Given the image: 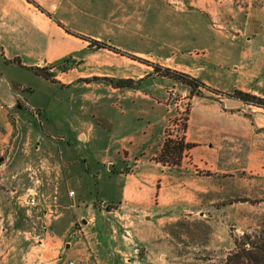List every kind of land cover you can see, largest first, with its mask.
Wrapping results in <instances>:
<instances>
[{
    "label": "rangeland",
    "instance_id": "rangeland-1",
    "mask_svg": "<svg viewBox=\"0 0 264 264\" xmlns=\"http://www.w3.org/2000/svg\"><path fill=\"white\" fill-rule=\"evenodd\" d=\"M222 2L232 5L234 15L240 16L232 23V25L240 24V32L233 33L239 37L238 48L228 49L230 43L235 42L233 34L228 33L230 35L228 38L217 37L224 43V48L220 52L223 59H221L222 64L219 62V71L223 69L230 74V71H234L236 67L237 71H248L255 67L248 59L249 56L248 58L246 56V52L249 53L252 49L246 44L244 37L247 29L251 30L254 27L252 21L249 27L244 26L248 13L245 3L249 2L247 0H224ZM250 3L254 6L256 2L250 1ZM181 20L182 18L177 17L174 33L164 34L162 30L159 34H153L152 26L145 27L141 36L135 35L136 37L124 39L119 44L122 48H116L112 44L111 46L106 45L128 56L130 55L128 50L154 55H160L162 52L166 55H179L181 51L186 50V53L191 52L194 56L196 55L195 60L198 62L204 60L203 49L209 47L211 40L209 42L189 40L190 28L191 30L196 29L199 24L194 22L190 28L187 26L185 28ZM262 25L264 26V19H262ZM222 30L230 32L225 27ZM76 35L80 36L81 33L76 32ZM243 44H245L244 47ZM256 53V59H260L258 58L260 51L256 50ZM231 59L237 62H230ZM74 66L75 63L72 61L59 65L57 68L60 76L59 85L55 81L37 75L32 67L24 69L18 66L22 70L13 73L12 81L14 85H20L18 87L20 95L23 98L32 97L35 103L42 106L43 111L41 114L39 112L21 114L17 110V104L11 109L7 105L1 106L0 112H5L6 122L4 119L3 123L0 121V128L6 129V126L9 135L6 136L5 132L0 130V141L3 145L0 149V264L42 263L40 254L47 249L44 243L49 234L44 229L45 223L39 219L42 215L41 209L27 204L28 194L31 192L29 188L35 187L34 178L36 181L38 179L35 172L39 169L44 170V159L49 155L58 158L59 169L62 165L64 172L68 171L65 162L62 160L61 163L66 149L67 151L71 149L81 158L90 156L88 164L85 163L86 171L84 172V178L89 177L85 178L88 181L87 184L83 182L84 180L68 181L63 184L58 193L54 194H49L52 188L44 186L45 193L39 191L35 195L38 201L48 205L56 204V199H59V216L62 226L59 227L57 222L53 227L49 226L47 229L52 235H76L79 227L76 225V228L73 226L69 228L65 219L73 217L74 214L78 215L81 209L85 211L84 206H77V203L81 204L83 199L84 201H96V204L104 211H113L123 205L126 200L122 196V187L127 175L135 172L136 165L139 164V162L135 163L137 159L142 160L141 164L148 162L155 166L159 163L165 168L161 169L160 179L145 175L137 178L141 185L135 197L138 200H145L150 191L149 197H152L150 200L153 203V200L159 199L157 197L160 196L159 188L165 189L166 187L161 198L166 200L169 204L166 205L169 207L166 210L164 207H158L157 211L149 208L125 210L122 215L123 222H128L126 221L128 219H137L141 222L139 225H142L140 228L137 226L135 229H130L135 237L136 231H142V233L138 232L139 241L135 238L138 243L135 245H139L143 252L137 256V259L131 256L133 263L227 264V258L235 252V238H240L244 233L258 234L264 230V164L256 160L250 161L247 150H240L238 159L235 161L231 158L218 161L217 167L209 161L195 165L189 160L186 152H183L177 164L160 161L163 146L168 139L185 137L186 141V130L184 129L193 98L199 92L208 97L219 98L203 88L193 95L190 86L175 81L164 73L168 69L184 73L188 71L187 67L164 62L162 66L159 65L160 72L155 70L158 65L150 69L152 70L150 75H147L144 80V89L147 86L150 87L143 90L144 97L153 102L156 99L161 104L155 113L146 107V110L151 111L152 114L147 113L145 109L140 113H125L116 110L121 105V97L109 87L115 86V80H97L93 82L99 85L96 87H82L83 82L77 85L78 81L72 83L74 87L64 85L63 81H73ZM43 68L51 73L55 70V66ZM232 77L233 79L225 78L220 82L223 85L233 84L235 80L244 83L243 76H238V73ZM151 85L161 88L164 96L160 98L153 96L155 94ZM172 90H175L176 95L171 93ZM185 92L188 97L182 98ZM89 93L91 97H86ZM0 99L4 101L3 98ZM100 100L112 106L115 105L116 108L114 107L112 111L103 109L104 107H101L103 105L98 108ZM81 104H97V107L87 112H79L78 106ZM249 110L245 113L249 117L257 112H264L263 108ZM150 115L154 116L152 120ZM137 119L139 124L145 127L144 131L139 133L138 139L134 142L127 140L129 145H124L119 155L113 157L115 163L113 169L105 170L98 176V172L95 171L96 164H98L96 160L99 159L100 162L105 155L104 150H101L105 148V133H101L104 132V127H109L110 130L118 133L121 132L120 126L126 123L133 124V121ZM87 122L96 125L93 141L87 148L85 144H80V148L75 145L70 148L68 142L72 143L74 128ZM29 124L33 126L34 132ZM43 131H47L50 136ZM98 134H101L102 138H99ZM56 137H59L58 143ZM50 140L59 144V151ZM72 151L70 154H73ZM148 174L153 176L156 173L148 171ZM120 179L124 180L120 181ZM133 180L134 178L131 177L127 182ZM152 189L154 193H151ZM71 191H74L76 196L72 197ZM41 194L45 195V199ZM100 223L99 218L97 224ZM109 244L112 246V243ZM92 252L101 251L94 247ZM112 253L115 254V252Z\"/></svg>",
    "mask_w": 264,
    "mask_h": 264
},
{
    "label": "crops",
    "instance_id": "crops-1",
    "mask_svg": "<svg viewBox=\"0 0 264 264\" xmlns=\"http://www.w3.org/2000/svg\"><path fill=\"white\" fill-rule=\"evenodd\" d=\"M222 1L224 0H0V98L4 99V101L0 99V111L1 106L11 104H17V110L21 114L25 112L41 114L43 111L42 106L35 103L32 97L23 98L20 95L18 92L20 85H14L13 73L22 70L18 66L24 69L55 66L52 73L54 81L59 85L60 76L57 68L66 61H72L75 63L72 69L73 81H63L64 85L72 86L73 82L78 81L77 85L83 82L82 87H96L99 85L93 82L97 80L132 81L127 87L109 86L121 97V105L118 108L104 100L102 102L100 100L98 108L103 105L101 107L108 111L114 110L115 107L116 110L125 113H140L144 109L147 113H152L151 111L155 113L161 104L156 99L153 102L144 97L143 90L150 87L147 86L144 89V80L147 75H150L152 71L150 69L153 66H162L164 62H171L187 67L188 71H184L185 74L225 94L216 98L199 92L193 98L185 135L187 143L193 146L186 151L189 160L195 165L209 161L217 167L218 161L229 158L235 161L238 159L240 150H247L250 161L256 160L264 164V112H257L250 115L251 117L247 116L245 113L250 111L249 109L258 108L248 105L234 95V91L237 90L264 98V26L262 25L264 0H247L249 3H245L248 13L244 26L247 28L251 21L254 23V27L251 30L248 28L244 34L246 44L252 49L249 53L246 52V56L247 58L249 56L248 59L255 67L244 72L237 71L236 67L234 71H230V74L223 69L219 71V62L222 64L221 59H223L220 52L224 48V43L217 37L228 38L230 36L228 33L240 32L239 23L235 22L239 25H232L240 16L234 15L232 5ZM250 1L256 2L254 6ZM177 17L182 18L180 22L185 28L186 26L190 28L192 23L198 22V28L193 30L190 28L189 40L194 42L211 40L209 47L203 49L204 60L198 62L195 60L197 56L191 52L186 53V50L181 51L179 55H166L163 52L162 55H154L128 50L130 54L128 56L109 48H97L89 41L91 39L122 48L119 44L124 39L136 37L135 35L141 36L145 27L152 26L153 34H159L162 30L164 34L174 33ZM224 27L230 32L223 31ZM76 32L81 35H76ZM238 38L233 34L235 42H231L228 49L239 47ZM256 50L260 51L258 56L260 59H256ZM230 62L236 63L237 60L231 59ZM145 65L146 68H144ZM27 72L31 73L29 70ZM235 73L243 76L244 83L235 80L233 84L223 85L220 82L225 78L233 79L232 76L235 77ZM151 89L155 94L153 96L158 98L164 96V92L158 86H152ZM86 97H91V94H87ZM96 105L81 104L78 106V111L87 112L96 109ZM146 107L151 111L146 110ZM1 117V123L3 119L6 122L4 111L0 112ZM40 118L41 116L39 121ZM150 118L152 120L154 116L150 115ZM133 122V124L126 123L120 126L121 132L118 133L110 130L109 127H104V132L101 133H105V148L101 150H104L105 155L100 162L99 159L96 160L98 164L95 171L98 172V176L105 170L113 169L115 164L113 157L119 155L124 145H129L127 140L134 142L138 139L139 133L144 131L145 127L139 124L138 119ZM95 127L96 125L90 122L75 127L72 143L68 142L70 148L74 145L80 148V144H85L87 148L94 139ZM5 128L0 130L8 136L9 130L6 126ZM30 129L34 132L33 126ZM43 132L50 136L47 131ZM100 135L98 134V137L102 138ZM56 139L58 143L59 137ZM61 139L63 140L62 137ZM50 141L59 151V144L53 142L54 140ZM1 148L3 145L0 141ZM67 150L61 163L62 160L65 162L68 171L64 172L62 165L59 169L58 158L51 155L45 157L44 170L39 169L35 172L38 179L36 181L34 178L35 187L29 188L31 192L35 195L39 191L45 193L43 188L46 186L52 188L49 194H54L58 193L63 184L68 181L84 180L85 184L88 183L89 176L85 179L84 172L86 171L85 163L88 164L90 156L81 158L71 149L73 154ZM126 159L129 160L127 157ZM141 161V159L135 160V163L139 162L135 172L127 175L125 179L122 196L126 201L118 206V209L104 211L96 204V201H84V199L81 204L77 203V206H84L85 211L81 209L78 215L74 214L73 217L65 219L69 228L70 226L79 227L76 235L73 236L52 235L48 232L47 228L53 227L56 222L59 227L62 226L59 216V199H56V204L48 205L38 201L34 195L37 205L33 208L41 209L42 215L39 219L45 223L44 229L49 234L44 243L47 249L40 254L41 264H69L70 262L74 264H138L133 263L131 256L137 259V256L143 252L139 245H135L137 243L135 238L138 239V232L142 233V231H136L135 237L130 229H135L137 226L140 228L142 225H139L141 222L137 219L127 218L128 222H123L122 215L129 208L135 210L149 208L155 211L158 207H164L165 210L169 207L166 200L161 198L166 187L159 188L160 196H157L159 199L153 200V203L150 200L152 197H149L150 191L145 200H138L135 197L141 185L137 178L145 175L160 179L161 169L165 168L159 163L152 166L148 162L141 164ZM148 171H153L157 175H149ZM131 177L134 180L127 182ZM123 180L120 179V181ZM151 193H154L153 189ZM41 196L45 199V195L41 194ZM74 196L76 194L72 197ZM99 218L101 223L97 224ZM145 219H147L146 215ZM109 243H112V246ZM94 247L101 252H92Z\"/></svg>",
    "mask_w": 264,
    "mask_h": 264
},
{
    "label": "trees",
    "instance_id": "trees-1",
    "mask_svg": "<svg viewBox=\"0 0 264 264\" xmlns=\"http://www.w3.org/2000/svg\"><path fill=\"white\" fill-rule=\"evenodd\" d=\"M92 46L97 48H109L113 50L110 46L97 42L94 40H89ZM115 50V49H114ZM37 75H40L46 79L54 81V75L46 68H33L32 69ZM157 72H160L161 68L159 66L155 67ZM166 75L175 81L183 82L184 84L192 88V94L203 88L211 91L219 97L224 96L225 94L221 91L212 89L206 86L200 80L193 78L185 73L165 70ZM132 81L130 80H118L115 81V86L117 87H127L130 86ZM234 95L239 98L241 101L247 103L248 105H253L259 108L264 109V98L252 95L250 93H245L241 91H234ZM188 120V119H187ZM187 124L185 126L186 130ZM193 146L189 143H186L185 137L181 139H168L163 146V150L160 155V161L164 163H179L182 157L183 152L188 151ZM172 160V161H170ZM235 252H232L231 255L227 258V264H264V230L258 234L244 233L240 238L234 239Z\"/></svg>",
    "mask_w": 264,
    "mask_h": 264
},
{
    "label": "built area",
    "instance_id": "built-area-1",
    "mask_svg": "<svg viewBox=\"0 0 264 264\" xmlns=\"http://www.w3.org/2000/svg\"><path fill=\"white\" fill-rule=\"evenodd\" d=\"M171 93L173 94V95H176L175 94V90H172L171 91ZM188 97V94L185 92V93H183V95H182V98H187ZM189 99V98H188ZM253 106V105H252ZM10 109L12 108V107H14V104H11L10 106H8ZM255 108H259V107H256V106H254ZM175 137V136H174ZM34 195H35V193L34 192H29V194H28V197H29V199L27 200V204L28 205H30V206H32V207H35L36 205H37V202H36V198L34 197ZM72 195H74V193L72 192ZM69 264H74V262H70Z\"/></svg>",
    "mask_w": 264,
    "mask_h": 264
}]
</instances>
